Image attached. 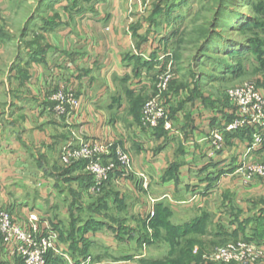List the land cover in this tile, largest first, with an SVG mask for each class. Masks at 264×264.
Returning a JSON list of instances; mask_svg holds the SVG:
<instances>
[{"label":"crops","instance_id":"1","mask_svg":"<svg viewBox=\"0 0 264 264\" xmlns=\"http://www.w3.org/2000/svg\"><path fill=\"white\" fill-rule=\"evenodd\" d=\"M155 1L96 0L77 17L63 7L19 40L11 35L14 0H0V209L22 222L37 213L42 229L47 223L58 235L57 264H214L208 257L219 242L252 238L251 224L264 220V179L243 184L236 172L242 160H264V131L250 153L254 128L212 150L210 128L233 110L185 84V72L176 78L174 40L154 33L163 24L127 20L145 9L157 14ZM165 77L172 130L147 129L142 106ZM61 87L80 102L67 117L52 99ZM85 140L110 145L103 160L116 150L131 157V172L115 170L99 195L88 191L85 160L59 159ZM0 264L19 262L0 250Z\"/></svg>","mask_w":264,"mask_h":264},{"label":"rangeland","instance_id":"2","mask_svg":"<svg viewBox=\"0 0 264 264\" xmlns=\"http://www.w3.org/2000/svg\"><path fill=\"white\" fill-rule=\"evenodd\" d=\"M94 1L14 0L17 18L11 35L22 40L32 25L54 20L57 17L55 12L63 7L72 17L90 15L88 6ZM155 4L160 5L157 14L151 13L152 8L145 9L142 14L128 15L127 20L132 18L135 26L163 24L154 33L156 37V33L172 36L174 42L169 48L177 79H182L180 74L185 72V84L188 79L191 83L194 81L201 95L206 94L211 102L232 110L226 96L228 89L252 84L258 91L260 88L264 90V0H171V3L156 0ZM170 5L175 6L173 12H169ZM168 25L171 26L169 29ZM155 36L151 35L157 40ZM219 128L221 125L210 128V132ZM254 163H264V160ZM258 179L264 177L255 176L246 184ZM262 200L258 202L264 205ZM249 208L255 209L252 205ZM251 227L260 237L259 243H254L264 248V220L251 224ZM221 245L219 242L218 248L225 246ZM256 264H264V253Z\"/></svg>","mask_w":264,"mask_h":264},{"label":"built area","instance_id":"3","mask_svg":"<svg viewBox=\"0 0 264 264\" xmlns=\"http://www.w3.org/2000/svg\"><path fill=\"white\" fill-rule=\"evenodd\" d=\"M168 80L169 77L162 79L157 85V95L145 101L142 106L141 124L147 129L153 130L162 123L165 130H172L168 119V105L161 98V94L167 90ZM226 96L233 107V116L229 122L222 124L221 128L209 132L206 141L214 152H219L225 146L226 135L233 136L245 129H258L259 133L253 139V146L246 150V153H250L255 150L253 147L262 143L264 97L252 84L228 89ZM52 99L56 102L55 110L58 115L67 117L80 106L79 100L65 87L59 88ZM109 147V144L85 140L76 147H65L59 159L64 165L85 160V169L92 179L88 191L91 195H98L115 170L122 172L123 176L131 172V157L124 150H116L114 158L103 160ZM236 172L242 178L243 184H246L255 176L264 177V163L242 160ZM155 203V200L150 201L148 220L155 216ZM42 222L44 223L35 212H29L26 221L22 222L15 220L9 211L0 209V250L16 258L21 264H47L48 253L60 255L56 246L58 235L47 223L43 230ZM263 253L262 245L241 239L216 248L208 260L214 264H256Z\"/></svg>","mask_w":264,"mask_h":264},{"label":"trees","instance_id":"4","mask_svg":"<svg viewBox=\"0 0 264 264\" xmlns=\"http://www.w3.org/2000/svg\"><path fill=\"white\" fill-rule=\"evenodd\" d=\"M203 49V48H202ZM231 119V118H230ZM230 119H228L227 120V122H229L230 121ZM241 131V130H240ZM239 132V131H238ZM91 181H92V179H91ZM91 185H92V183H91ZM155 217V216H154ZM154 219V218H153ZM152 219V220H153ZM254 236L252 237V238H243V240H247V241H251V242H255V243H259V239H260V237H258L257 235H256V233L254 232ZM63 261V259H61V258H59V257H56V256H54V254H52V253H48V255H47V257H46V263L47 264H57V263H60V262H62ZM18 262H19V264H21V262L18 260Z\"/></svg>","mask_w":264,"mask_h":264}]
</instances>
